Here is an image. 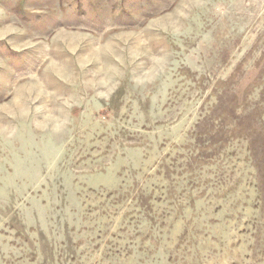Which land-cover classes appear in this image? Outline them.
<instances>
[{
  "label": "rangeland",
  "instance_id": "obj_1",
  "mask_svg": "<svg viewBox=\"0 0 264 264\" xmlns=\"http://www.w3.org/2000/svg\"><path fill=\"white\" fill-rule=\"evenodd\" d=\"M0 264H264V0H0Z\"/></svg>",
  "mask_w": 264,
  "mask_h": 264
}]
</instances>
